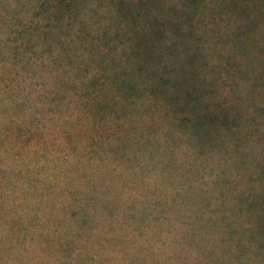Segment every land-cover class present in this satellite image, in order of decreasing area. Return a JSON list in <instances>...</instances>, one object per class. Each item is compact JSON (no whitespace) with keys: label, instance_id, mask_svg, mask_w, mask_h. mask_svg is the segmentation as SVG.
<instances>
[{"label":"trees","instance_id":"1","mask_svg":"<svg viewBox=\"0 0 264 264\" xmlns=\"http://www.w3.org/2000/svg\"><path fill=\"white\" fill-rule=\"evenodd\" d=\"M0 177L5 264H264V0H0Z\"/></svg>","mask_w":264,"mask_h":264},{"label":"rangeland","instance_id":"2","mask_svg":"<svg viewBox=\"0 0 264 264\" xmlns=\"http://www.w3.org/2000/svg\"><path fill=\"white\" fill-rule=\"evenodd\" d=\"M1 179L2 178L0 177V180ZM0 192H1V187H0ZM0 202H5V194H3L2 196H0ZM180 231H181V233H183L182 230H181V228H180ZM182 247H183V245L181 246V244H177L175 247H171V248H164L163 247L161 249H156V252L155 253H157V254L156 255L154 254V256L157 257V258H161L162 257L163 259H167L169 257L168 256L169 253L182 254L183 251H187V248H182ZM5 259H6V256L4 254L3 259H0V264H5ZM172 261H173V258L171 257L170 262H172Z\"/></svg>","mask_w":264,"mask_h":264}]
</instances>
